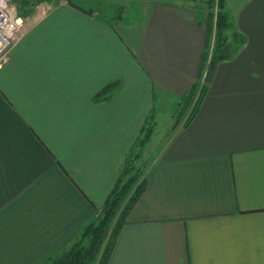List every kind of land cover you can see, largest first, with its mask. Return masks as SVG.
Returning a JSON list of instances; mask_svg holds the SVG:
<instances>
[{
    "label": "crops",
    "instance_id": "obj_1",
    "mask_svg": "<svg viewBox=\"0 0 264 264\" xmlns=\"http://www.w3.org/2000/svg\"><path fill=\"white\" fill-rule=\"evenodd\" d=\"M226 3L245 41L151 159L107 264H264V0ZM22 16L0 69V264H46L102 207L146 115L194 92L207 32L155 0L126 36L66 0Z\"/></svg>",
    "mask_w": 264,
    "mask_h": 264
},
{
    "label": "trees",
    "instance_id": "obj_2",
    "mask_svg": "<svg viewBox=\"0 0 264 264\" xmlns=\"http://www.w3.org/2000/svg\"><path fill=\"white\" fill-rule=\"evenodd\" d=\"M20 1L24 2V6L18 3L17 11L20 15H27L33 10V7H30V5L33 6L39 0L35 1L34 4H31L28 0ZM71 1L86 9H92L99 19L105 18L102 16L104 14L102 10L104 6L100 7L104 3L103 0ZM206 2L211 9L204 20L207 38L202 72L206 64L207 71L183 125H187L196 112L199 102L206 91V84L214 67L219 62L230 58L236 53L245 41V38L237 32L231 40L229 39L228 30L232 26V21L226 0H206ZM29 3L30 5H28ZM214 8L215 12H213ZM201 20L202 18L197 16V22L202 23ZM213 27L214 37L211 46ZM115 85L116 83L114 82L106 85L96 94L94 99L101 100L108 98L113 94ZM154 127L155 117L154 110L152 109L146 115L137 137L124 155L122 164L118 170L117 179L102 207L92 219L83 224L74 240L60 252L51 256L46 264H107L117 235L121 227L127 222L126 219L129 211L145 190L147 171H143L142 167L136 166L135 162L141 158L142 152L152 136Z\"/></svg>",
    "mask_w": 264,
    "mask_h": 264
},
{
    "label": "rangeland",
    "instance_id": "obj_3",
    "mask_svg": "<svg viewBox=\"0 0 264 264\" xmlns=\"http://www.w3.org/2000/svg\"><path fill=\"white\" fill-rule=\"evenodd\" d=\"M31 4H34L37 0H28ZM40 1V0H39ZM38 1V2H39ZM157 2H164V3H177L182 5H187L193 8L197 15L203 19L207 18V14L210 12V7H208L206 0H155ZM103 4L100 7H103L102 16L105 17L104 19H99L96 14V18L98 20L104 21L110 26H112L113 31H115V35L117 36L119 33H124L126 36V30H124L125 24H131L135 22V19L141 15V7L143 3L147 2V0H103ZM18 3H21V6H24V2L20 0H15L14 4L17 7ZM30 3L28 5H30ZM37 2H35L36 4ZM30 7H33L30 5ZM17 9V8H16ZM90 9V8H88ZM215 12V8L213 9ZM119 15L121 16L119 18ZM117 16V17H116ZM231 17V16H230ZM119 18V19H118ZM232 21V19H231ZM232 30V26L228 30L229 39L233 33L230 32ZM117 33V34H116ZM214 37V27L211 37V46L213 43ZM208 63V61H207ZM207 71V64L202 72V76L199 79V82L196 86L194 92L190 95H186L181 98L178 102L174 104H167L165 107L161 108V111L157 113L155 117V127L152 133V136L144 148L142 152L141 158H139L135 163L136 166L142 167L143 171H147V167L149 166L151 159L156 156L163 146L170 140L174 132L183 125V122L189 113L193 102L197 96L199 88L204 80L205 74ZM155 104L156 101H155Z\"/></svg>",
    "mask_w": 264,
    "mask_h": 264
},
{
    "label": "built area",
    "instance_id": "obj_4",
    "mask_svg": "<svg viewBox=\"0 0 264 264\" xmlns=\"http://www.w3.org/2000/svg\"><path fill=\"white\" fill-rule=\"evenodd\" d=\"M13 2L0 0V69L7 62L8 53L24 25V17L17 12Z\"/></svg>",
    "mask_w": 264,
    "mask_h": 264
},
{
    "label": "water",
    "instance_id": "obj_5",
    "mask_svg": "<svg viewBox=\"0 0 264 264\" xmlns=\"http://www.w3.org/2000/svg\"><path fill=\"white\" fill-rule=\"evenodd\" d=\"M67 3H68V5H70L71 7L75 8V9H77V10L83 12V13H86V14H92V12H93L92 9H86V8H84V7L80 6V5H78V4L74 3V2H72L71 0H67Z\"/></svg>",
    "mask_w": 264,
    "mask_h": 264
}]
</instances>
